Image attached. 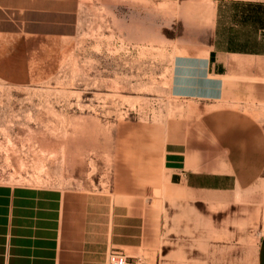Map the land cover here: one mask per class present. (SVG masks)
<instances>
[{
	"label": "rangeland",
	"instance_id": "374dc122",
	"mask_svg": "<svg viewBox=\"0 0 264 264\" xmlns=\"http://www.w3.org/2000/svg\"><path fill=\"white\" fill-rule=\"evenodd\" d=\"M56 1L73 48L36 43L10 73L20 77L0 76V184L99 199L103 230L114 210L121 234L136 236L118 247L133 263L255 264L264 222L253 220L249 194L185 190L161 163L164 144H191L206 113L169 92L181 40L208 34L203 0ZM9 2L0 0L3 15Z\"/></svg>",
	"mask_w": 264,
	"mask_h": 264
},
{
	"label": "crops",
	"instance_id": "0c3cea01",
	"mask_svg": "<svg viewBox=\"0 0 264 264\" xmlns=\"http://www.w3.org/2000/svg\"><path fill=\"white\" fill-rule=\"evenodd\" d=\"M15 1L6 15L0 11L4 79L20 77L10 73L21 71L24 57L31 62L35 46L74 44L68 12L56 0ZM200 8L208 34L181 40L169 92L207 109L195 117L191 144H164L162 167L185 190L227 198L248 193L253 220L264 222V0H203ZM99 201L76 191L0 184V264H108V253L132 247L136 236L121 234L114 210L106 233ZM255 264H264V229Z\"/></svg>",
	"mask_w": 264,
	"mask_h": 264
},
{
	"label": "built area",
	"instance_id": "2783aa9c",
	"mask_svg": "<svg viewBox=\"0 0 264 264\" xmlns=\"http://www.w3.org/2000/svg\"><path fill=\"white\" fill-rule=\"evenodd\" d=\"M108 264H138L131 262L130 257L121 250H112L107 255ZM144 264V263H140Z\"/></svg>",
	"mask_w": 264,
	"mask_h": 264
}]
</instances>
